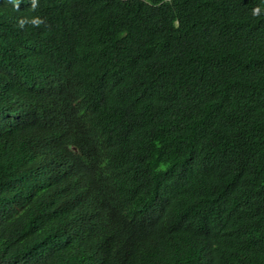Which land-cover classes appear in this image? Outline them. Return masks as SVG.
<instances>
[{
  "label": "trees",
  "instance_id": "trees-1",
  "mask_svg": "<svg viewBox=\"0 0 264 264\" xmlns=\"http://www.w3.org/2000/svg\"><path fill=\"white\" fill-rule=\"evenodd\" d=\"M0 264H264V0H0Z\"/></svg>",
  "mask_w": 264,
  "mask_h": 264
}]
</instances>
